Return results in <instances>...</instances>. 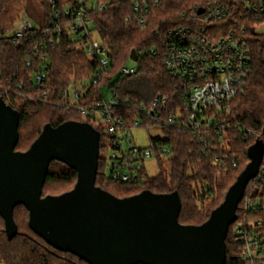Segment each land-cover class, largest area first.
Segmentation results:
<instances>
[{"label": "trees", "instance_id": "obj_1", "mask_svg": "<svg viewBox=\"0 0 264 264\" xmlns=\"http://www.w3.org/2000/svg\"><path fill=\"white\" fill-rule=\"evenodd\" d=\"M56 1L53 4L51 0H36L45 17L56 12L63 3V0ZM100 1H106L109 5L111 0ZM201 2L203 0H164L160 7H154L147 15L145 27L141 26L139 16L133 10V0H114L113 5L93 14L95 30L109 48L113 63L111 70L104 72L103 81L95 88V93L108 89L122 99L148 103L157 91H162L170 97L169 108L179 105L181 84L165 65L164 40L171 27L185 22L183 13ZM28 11L29 0H0V36L10 32L20 15ZM238 11L234 23L238 30H245L242 36L250 49L252 73L243 93L235 99L234 117L255 131L264 132V33L255 29L264 18L260 21L256 16L244 14L242 9ZM51 35L50 29V34L28 33L15 43L0 42V86L10 89L8 93L0 90V98L20 113L18 151L28 150L46 124L59 126L66 121H81V114L74 107L66 108L64 91L73 77L89 79L92 74L101 71L98 62L67 36H63L57 45L52 46L48 42L46 47H38L40 41H47ZM153 49L158 50L156 55L152 54ZM133 50L139 56L138 71L123 76L119 70L131 60ZM44 55L48 57L47 62L42 60ZM41 72L47 73L50 86L46 102L30 97H42L33 80ZM164 132L166 138L153 140L152 145L159 143L161 147L171 149L167 159L169 172L164 170L165 161L161 159L159 172L142 185H130L107 178L104 160L100 157L96 184L119 198L144 190L159 194L177 191L182 199L180 222L184 225H201L224 201L228 189L250 162L247 151L255 138H244L238 131L232 130L229 133L230 159L224 168L221 163L215 162L222 153L219 148L206 150L205 145L190 132L176 128L165 129ZM232 158L237 162L236 167L230 164ZM76 182V171L55 161L50 165L43 195H60L72 190ZM251 183L252 187L249 188ZM60 185L69 187L57 191L56 187ZM249 185L237 210L238 219L229 229L226 264H264V180L262 183L252 180ZM249 198L259 202L253 210L245 212L244 203ZM198 202L203 204L202 210ZM14 217L19 231L9 240L0 215V264H89L72 253L55 249L32 231L25 206H17ZM240 229L244 233L240 234ZM249 245H253L252 249L259 248V252L253 253L252 257H248Z\"/></svg>", "mask_w": 264, "mask_h": 264}, {"label": "built area", "instance_id": "obj_2", "mask_svg": "<svg viewBox=\"0 0 264 264\" xmlns=\"http://www.w3.org/2000/svg\"><path fill=\"white\" fill-rule=\"evenodd\" d=\"M163 2L133 0V10L138 14L142 27L146 26L150 11L160 7ZM51 3L56 4L57 1L51 0ZM113 3L114 0L109 5L100 0H63L56 12L44 16L41 25H34L30 17L23 13L12 30L0 36V42L5 40L15 43L28 33L50 34L51 29L52 35L47 41H40L38 47H46L48 42L52 46L57 45L63 36H67L98 62L101 71L92 74L89 79L78 80L73 77L64 91V97L66 108L74 107L78 113L85 115L87 120L84 122L90 121L100 131L101 140L106 132L111 155L109 158L101 156L103 146L100 142V157L104 160L107 178L130 185H142L152 177L147 161L153 158L160 168L161 159L166 161L170 156L171 149L161 147L159 143H151L146 149L138 147L133 135L136 128L154 125L161 126L163 130L176 128L190 132L205 145L206 150H222L215 162L221 163L224 168L230 159L229 133L232 130L238 131L244 138H255V142L258 139L264 141V132H257L234 117L235 99L243 93L252 73L250 49L242 36L245 30L237 29L235 14L242 9L244 14L256 16L261 21L264 18V0H203L189 12L183 13V17H186L184 23L176 24L167 31L164 62L169 73L181 84L180 104L172 109L168 107L170 97L162 91H157L148 103L122 99L108 89L95 93V88L103 81L104 72L111 70L113 63L109 48L95 30L92 15L104 11ZM200 9H203V13H199ZM260 24L263 25L264 21ZM151 52L156 55L158 50L153 49ZM42 60L47 62L48 57L44 55ZM137 71V65H125L119 73L126 76ZM33 80L42 92V97L30 96L31 99L46 102L50 87L47 73H38ZM0 90L10 92V89L2 86ZM230 164L237 166L233 158ZM263 180L264 158L254 181L262 183ZM258 202L246 199L245 212L253 210ZM239 233H244V230L240 229ZM252 246L248 247V257L259 252L258 246L255 249Z\"/></svg>", "mask_w": 264, "mask_h": 264}, {"label": "water", "instance_id": "obj_3", "mask_svg": "<svg viewBox=\"0 0 264 264\" xmlns=\"http://www.w3.org/2000/svg\"><path fill=\"white\" fill-rule=\"evenodd\" d=\"M131 59L138 60L136 50ZM20 119L0 98V215L9 240L19 231L14 210L23 205L32 231L89 264H226L229 229L238 219L247 186L259 173L264 141L248 148L250 162L209 219L184 225L177 191L144 190L119 198L97 186L101 133L91 123L46 124L28 150L18 151ZM55 161L75 170L77 182L70 191L44 196Z\"/></svg>", "mask_w": 264, "mask_h": 264}, {"label": "rangeland", "instance_id": "obj_4", "mask_svg": "<svg viewBox=\"0 0 264 264\" xmlns=\"http://www.w3.org/2000/svg\"><path fill=\"white\" fill-rule=\"evenodd\" d=\"M27 15L30 17L34 25L39 26L43 23L44 12L42 8L40 7V5H38L36 0H29V11ZM255 29L257 32L264 33V24L263 25L257 24ZM136 65H137V62L132 61V60L128 61L127 63V66L129 67L136 66ZM80 119L81 121L87 120L85 115H80ZM133 135H134V139H135L137 146L140 148H144V149L149 148L154 139L156 140V139L166 138V134L163 128L161 126H154V125L148 126V127L136 128L133 130ZM101 145L103 146L102 147L103 149L101 151V156L103 158H109L111 155V148L109 145V139H108L106 132L103 133ZM147 166H148L149 174L151 176H154L157 172L160 171L153 158L147 161ZM164 170H166L167 172L170 171V167H169L167 159L165 161ZM68 187H69L68 185H60L56 187V190L63 191V190H66ZM251 187H252V183L249 185V188ZM255 192L256 191H254V193ZM263 203H264V198H263ZM198 205H199L198 206L199 209L202 210L204 208L202 203L198 202Z\"/></svg>", "mask_w": 264, "mask_h": 264}]
</instances>
